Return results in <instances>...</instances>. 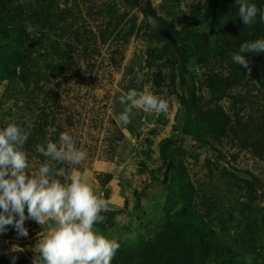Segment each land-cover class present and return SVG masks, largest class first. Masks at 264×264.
I'll return each instance as SVG.
<instances>
[{
    "label": "rangeland",
    "instance_id": "rangeland-1",
    "mask_svg": "<svg viewBox=\"0 0 264 264\" xmlns=\"http://www.w3.org/2000/svg\"><path fill=\"white\" fill-rule=\"evenodd\" d=\"M30 2L40 7L43 0H23L27 6L31 5ZM47 2L59 4L57 12L65 9L69 13V23L64 29V22H59L51 30V42L45 32L32 38L26 62L27 68L36 71L37 77L28 88L26 100L15 92H7V83L0 82V128L4 127L6 121L16 123L22 108L30 102L48 108L51 126H58L62 132H68L76 147L86 152V159L75 167L83 178L86 176L84 179L94 192L100 198L110 200L105 190L112 181L119 193L111 201L112 210L101 213L105 220L95 226L100 234L115 240L119 245H134L153 238L159 232L166 214L178 205L171 191L163 189L169 182L170 169L167 176L165 170L163 183L158 181L161 174L157 168L162 164L158 145L169 136L183 139L185 166L201 194L205 192L218 199L225 208L233 206L238 217H243V212L247 213L249 208L257 210L264 207V187L257 185L250 189L244 180L233 175L237 169L249 170L264 184V157L244 148L233 137H224L221 142L207 144L204 140L181 134L184 109L179 96L186 88L182 89L181 86L180 90V85H173L170 80L161 85L156 84L154 76L165 62L158 58L163 43L149 38L150 27L139 8L132 9L130 17L136 16L138 25L144 26V29L132 36L124 50V61L121 62L116 52L121 50L123 41L110 39L106 42L107 36H103V32L108 28L111 14L107 6L115 4L119 15L126 11L123 0ZM152 2L160 15L168 17L165 9H162V0ZM180 9L185 10L184 3ZM28 12H31L30 7L26 8ZM169 20L179 30L202 29L201 26L192 28L176 22L172 16ZM30 22L25 20L30 34L34 35L37 26ZM76 31L81 35L78 36ZM56 40L66 52L72 53V57L62 65L64 69L60 75L56 66L61 58L51 48L52 42ZM203 72L204 68L199 67L191 74L202 98L197 110L223 105L233 112L230 108L231 99L226 98L220 103L212 101L209 91L201 86L205 79ZM169 73L170 64L163 69L165 76ZM138 75L143 76L139 83ZM145 85L153 94L169 102V111L157 114L133 109L131 122L127 125L118 124L115 118L125 107L120 103L121 94L133 88L142 90ZM250 89H253L251 85L240 88V91L247 94ZM254 92L257 93L256 90ZM56 142H59V137ZM25 153L29 165L26 171L35 172L45 162L46 158H41L34 148L26 149ZM58 165L66 172L71 170L67 164ZM57 178L64 182L63 177ZM116 217H120L119 222ZM26 221H29L28 226H25L28 229L27 237L18 236L12 226L0 233V259L7 264H13V256L16 257L15 264H33L37 255L34 248L43 226L34 220ZM216 230L223 234L219 223ZM13 246L22 251L12 252ZM252 257L247 256V259L251 260Z\"/></svg>",
    "mask_w": 264,
    "mask_h": 264
},
{
    "label": "trees",
    "instance_id": "trees-1",
    "mask_svg": "<svg viewBox=\"0 0 264 264\" xmlns=\"http://www.w3.org/2000/svg\"><path fill=\"white\" fill-rule=\"evenodd\" d=\"M123 2L126 11L119 15L115 4L107 6L111 14L108 28L103 32V36H107L106 42L110 39L123 41L121 50L116 52L121 62L132 36L144 29V26L138 25L136 16L130 17L132 9L139 8L144 15L151 10L174 29L176 48L167 42L162 44L158 58L165 62L154 80L158 85L170 80L173 85H180V90L181 86L182 89L186 88L179 96L184 109L181 134L204 140L207 144L233 137L244 148L264 157V64L259 59L262 53L245 54L250 61L248 70L232 61V55L239 51L241 44L264 38V21L260 16L251 26L245 25L239 17L236 0H162V9L168 13V17L158 13L152 0ZM248 2L264 12V0ZM30 3L27 6L23 0H0V82L5 81L9 87L7 92L23 96V100L27 99L28 88L37 77L36 71L27 68L26 62L32 38L45 32L51 42V30L59 22H64V29L69 23V13L65 9L57 12L60 5L56 2L43 0L40 7L39 4ZM182 3L184 11L180 9ZM27 7L31 12L26 13ZM170 16L176 22L192 28L201 26L202 29L179 30L169 20ZM25 20L37 26L34 35L30 34ZM76 32L78 36L81 35L79 31ZM149 38L153 40L150 32ZM68 46L73 49L71 45ZM51 48L61 58L56 66L60 75L64 69L62 65L72 57V53L66 52L58 40L52 42ZM169 64L170 73L165 76L163 69ZM199 67L204 68L205 77L201 86L209 91L212 101L220 103L226 98L231 99L233 112L223 105L197 110L202 98L191 74ZM249 85L253 89L247 94L241 93L240 88ZM31 103L22 108V113L16 119L17 125L22 128L32 125L31 134L23 146L24 151L36 149L37 145L46 144L49 139L56 142L62 132L58 126H51L48 108ZM182 142L180 136H169L158 145L162 163L157 168L161 174L158 181L163 183L164 172L170 164V179L163 189L171 191L178 205L166 214L159 232L153 238L140 244L120 245L111 264H264V207L257 210L249 208L247 213L243 212V217H238L233 206L225 208L218 199L205 192L201 194L187 172L183 159L186 150ZM57 168L60 169L61 165H57ZM233 173L237 179L244 180L250 189L257 185L264 187L262 181L249 170L237 169ZM28 222L25 221V226H28ZM218 223L223 234L216 230ZM250 255H253L251 260L247 259ZM0 264L7 263L0 259Z\"/></svg>",
    "mask_w": 264,
    "mask_h": 264
},
{
    "label": "clouds",
    "instance_id": "clouds-1",
    "mask_svg": "<svg viewBox=\"0 0 264 264\" xmlns=\"http://www.w3.org/2000/svg\"><path fill=\"white\" fill-rule=\"evenodd\" d=\"M236 3L245 25L251 26L258 15L264 21V12L248 0ZM258 53H264V38L241 44L232 61L248 70L250 61L245 54ZM142 79L138 75L137 82ZM119 99L125 107L115 119L123 125L131 122L133 109L158 114L167 113L170 107L147 85L142 90L130 89ZM31 129V124L22 128L7 121L0 128V233L12 226L18 236L27 237L25 221L34 220L43 231L38 234L33 264H111L120 245L100 234L95 226L105 220L101 213L111 211L112 202L100 198L76 169L86 159V152L76 147L68 132H61L58 143L49 139L37 145V152L46 160L37 171H26L29 165L23 146ZM58 164H67L71 170L58 169ZM57 177H63L64 182ZM116 220L119 222L120 217ZM11 251L22 249L13 246ZM15 260L13 256V264Z\"/></svg>",
    "mask_w": 264,
    "mask_h": 264
},
{
    "label": "water",
    "instance_id": "water-1",
    "mask_svg": "<svg viewBox=\"0 0 264 264\" xmlns=\"http://www.w3.org/2000/svg\"><path fill=\"white\" fill-rule=\"evenodd\" d=\"M148 25L150 27V37L157 43H169L172 48H176V41L174 39V29L172 25L166 20L156 16L151 10L145 13ZM259 59L264 64V54L259 55ZM170 169V164L167 167L166 176Z\"/></svg>",
    "mask_w": 264,
    "mask_h": 264
},
{
    "label": "crops",
    "instance_id": "crops-1",
    "mask_svg": "<svg viewBox=\"0 0 264 264\" xmlns=\"http://www.w3.org/2000/svg\"><path fill=\"white\" fill-rule=\"evenodd\" d=\"M84 178H86V176L84 177ZM107 188H106V190L105 191H108V193H109V198H110V200L112 201V199L113 198H116L118 195H119V193L118 192H116V187H115V185H114V182H109V184L106 186ZM102 194H104V192H102Z\"/></svg>",
    "mask_w": 264,
    "mask_h": 264
}]
</instances>
